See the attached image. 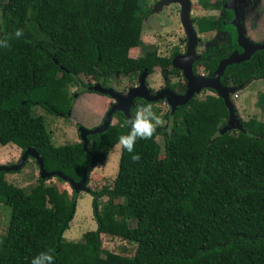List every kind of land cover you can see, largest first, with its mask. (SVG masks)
<instances>
[{"label": "trees", "instance_id": "obj_1", "mask_svg": "<svg viewBox=\"0 0 264 264\" xmlns=\"http://www.w3.org/2000/svg\"><path fill=\"white\" fill-rule=\"evenodd\" d=\"M151 2L0 0V142L23 151L34 146L48 171L81 180L91 154L81 140L55 144L46 117L33 107L67 116L78 93L71 92V85L81 82L82 91L90 90L94 81L107 85L156 67L180 75L172 63L179 45L171 55H160L157 48L136 55L144 44ZM194 21L202 33L220 26V20L208 16ZM16 28L22 29L20 36ZM232 50V41L199 48L194 71L211 76ZM83 76L90 82H82ZM252 76L264 78V50L229 64L221 79L237 86ZM205 90L213 92L195 95L174 114L167 111L173 119L169 133L158 124L151 137L136 141L133 152L139 159L122 148L112 185L89 188L97 228L81 241L64 237L79 193L41 176L26 192L0 171V203L12 209L0 233V264H30L41 250H50L53 264H264V120L242 119L247 132L232 128L222 133L228 106L215 89ZM147 103L137 98L133 113ZM115 116L117 122L90 136V149L100 163L128 131L129 116L121 111ZM103 234L135 242V252L105 248Z\"/></svg>", "mask_w": 264, "mask_h": 264}, {"label": "rangeland", "instance_id": "obj_2", "mask_svg": "<svg viewBox=\"0 0 264 264\" xmlns=\"http://www.w3.org/2000/svg\"><path fill=\"white\" fill-rule=\"evenodd\" d=\"M194 13L202 14V10L197 0H192ZM179 3L172 2L163 5L162 9L153 10V14L148 16L144 21L143 39L144 44L137 49L136 55H142L147 49H158L160 55H171L173 49L177 45H181L182 38H185V28L181 19ZM209 14V13H206ZM199 37L204 36L198 33ZM204 38H208L204 36ZM199 50V48H198ZM135 55V56H136ZM163 69L156 67L153 72L147 74L146 82L148 87L156 90L164 84ZM137 77L130 78L128 76H120L110 80L115 89L123 91L127 85L135 84ZM82 82L89 81L86 77H81ZM85 88L81 82L77 86H70L71 92L78 91L74 98L73 108L69 115H59L48 112L41 105L33 107L35 114H43L46 117L47 125L52 130L55 144L62 145L69 142H78L81 140L79 126L96 127L100 125V118L103 117L109 108L108 101L112 99L104 93L96 90H83ZM210 90H203L200 93L204 97ZM236 96V97H235ZM237 109L240 117L244 120L250 119L252 116H258L264 120V78H255L250 84L239 90L234 95ZM153 112L160 117L159 125H162L164 131L169 133L173 119L167 118L166 113L169 110V103L161 100L150 102ZM103 119V118H102ZM118 116H115L112 122H117ZM102 121V120H101ZM99 122V124H98ZM97 123V124H96ZM158 140L162 144L164 152L165 137L160 135ZM122 147L117 143L108 153L107 159L103 163H99L91 172V179L88 184L89 188L100 190L105 185H112L119 170ZM23 154V149L14 143L2 144L0 142V165H11L18 162ZM7 179L20 187L26 192L31 191L32 187L39 183L40 169L37 161L30 157L26 164L18 171H6ZM48 183H57L61 189H68L72 192L74 189L69 182L62 181L56 176L46 178ZM92 191L79 192L77 200V209L74 218L70 222V227L65 230L64 237L72 241L83 240L84 233L97 228V221L93 211ZM107 196L103 197V200ZM11 207L5 203H0V233L5 232L10 221ZM103 245L105 248L119 253L133 254L136 249V243L125 240L120 237L102 235Z\"/></svg>", "mask_w": 264, "mask_h": 264}, {"label": "water", "instance_id": "obj_3", "mask_svg": "<svg viewBox=\"0 0 264 264\" xmlns=\"http://www.w3.org/2000/svg\"><path fill=\"white\" fill-rule=\"evenodd\" d=\"M172 2H177L181 5V19L188 38L187 51L174 57L172 61L173 65L180 68L184 74L187 81L186 92L180 93L173 90L171 87H167L154 93L150 90L146 82L147 74H149L148 70H145L141 74L140 85L134 86L127 94H123L113 87L103 86L102 83L98 82L96 85L91 86L90 90H96L104 94H109L116 100V103L108 110L103 123L99 126L92 128L84 125L79 126V133L81 141L84 144V149L92 156V161L85 168L81 180L75 181L59 170L48 171L45 167L44 157L34 146L27 147L23 151L20 160L15 164L0 165V171H18L26 164L30 157H33L37 161L40 169V176L43 179L59 176L69 182L74 191L77 193L89 190V174L100 163L97 154L90 149V136L107 130L112 123L115 112L121 111L126 116H130L131 109L137 98L150 102L165 99L171 107V113L174 114L179 106L188 103L195 95L200 94L205 89L212 88L215 89L216 92L225 100L229 109V118L225 126L221 129V132L224 133L232 128H238L247 132L243 126L242 118L238 113L234 95L246 85L250 84L251 81L255 79V76H252L250 80H246L237 86L225 85L222 82L221 77L229 64L249 59L253 53L252 51L259 46L254 48L246 47L247 50L243 53L233 52L231 55L223 58L211 76L206 75L204 72L197 74L194 71V63L199 58L197 47L199 37L192 19V0H158L156 5L157 7H162L163 5L170 4Z\"/></svg>", "mask_w": 264, "mask_h": 264}, {"label": "flooded vegetation", "instance_id": "obj_4", "mask_svg": "<svg viewBox=\"0 0 264 264\" xmlns=\"http://www.w3.org/2000/svg\"><path fill=\"white\" fill-rule=\"evenodd\" d=\"M157 1L158 0H153V2L149 4L151 10L148 16H151L153 14V10H155V8L162 9L163 6L157 7L156 5ZM197 1L201 10L203 11L202 14H198V13L195 14L193 8V2H192V19L197 34L202 32L199 31L198 24L197 22L194 21V19H197L202 16H208L216 20H220V26L217 29H212L209 33H202L204 36L208 38H204V36L200 37L197 46L198 48H200V50L215 48V46H221L224 43H230L231 41L233 42V50L230 52V54H228V56L231 55L233 52L243 53L247 50V48H251V47L254 48L259 46L252 51L253 52L252 55L259 50H264V0H208L210 4H215L216 6L213 5L205 6L203 5L202 0H197ZM179 10L181 12V5H179ZM148 16L146 18H148ZM185 37L187 38V35ZM234 38H236V40H233ZM182 39L183 41L181 40V43L184 45V48H182L181 52L176 56L183 54L187 51L188 38L186 40H184V38ZM163 73H164L163 86H160L159 87L160 89L158 90L150 86L149 88L151 91L156 93L159 90L165 89L167 87H171L173 90H176L180 93L186 92L187 81L184 77L183 72L180 75H175L173 73L166 75L165 71H163ZM141 74L137 77V81L135 84L127 85L126 87H124L123 91L119 89L116 90L120 91L123 94H127L130 91V89H132L134 86L140 85ZM206 75L208 74L206 73ZM128 77L131 80L132 77L131 76ZM89 82L90 81H87L85 83H89ZM98 82L102 83L103 86L113 87L110 81L107 85H104L103 81H94L93 85H96ZM89 88H91V86H89ZM106 95L109 96L112 99V101L109 104V108L107 109L104 118L108 110L116 103V100L112 96H110L109 94ZM160 100L163 102L164 101L167 102L165 99H160ZM147 102L150 103V101ZM134 105L131 109V113H133ZM169 109H171V107H169ZM104 118L102 119L100 124L103 123Z\"/></svg>", "mask_w": 264, "mask_h": 264}, {"label": "clouds", "instance_id": "obj_5", "mask_svg": "<svg viewBox=\"0 0 264 264\" xmlns=\"http://www.w3.org/2000/svg\"><path fill=\"white\" fill-rule=\"evenodd\" d=\"M22 29L16 28L15 35L20 36ZM128 131L119 135L117 143L127 152L131 153V159H139V153L133 152V147L138 139L152 136L156 126L160 123V117L152 110L151 104L137 106L131 113L127 122ZM54 257L50 250H41L32 256L30 264H53Z\"/></svg>", "mask_w": 264, "mask_h": 264}, {"label": "crops", "instance_id": "obj_6", "mask_svg": "<svg viewBox=\"0 0 264 264\" xmlns=\"http://www.w3.org/2000/svg\"><path fill=\"white\" fill-rule=\"evenodd\" d=\"M109 101H110V100H109ZM109 101H108V105L110 104ZM102 118H104V116H103V117L101 116V118H100V123H101ZM96 124H97V123H96ZM98 124H99V122H98Z\"/></svg>", "mask_w": 264, "mask_h": 264}]
</instances>
